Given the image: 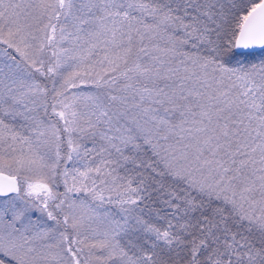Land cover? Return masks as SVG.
I'll return each mask as SVG.
<instances>
[{"label":"snow or ice","instance_id":"6c2138e0","mask_svg":"<svg viewBox=\"0 0 264 264\" xmlns=\"http://www.w3.org/2000/svg\"><path fill=\"white\" fill-rule=\"evenodd\" d=\"M0 264H264V0H0Z\"/></svg>","mask_w":264,"mask_h":264}]
</instances>
